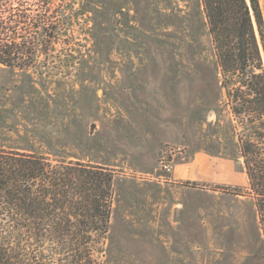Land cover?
I'll return each instance as SVG.
<instances>
[{
    "label": "rangeland",
    "instance_id": "obj_1",
    "mask_svg": "<svg viewBox=\"0 0 264 264\" xmlns=\"http://www.w3.org/2000/svg\"><path fill=\"white\" fill-rule=\"evenodd\" d=\"M24 2L46 8L44 0H0V12ZM51 3L82 12L68 29L75 39L62 51L60 73L0 66V149L114 164L102 264H264L239 130L225 105L201 1ZM259 6L264 22V0ZM149 106L164 109L165 118L176 112V145H162L146 174L122 123Z\"/></svg>",
    "mask_w": 264,
    "mask_h": 264
},
{
    "label": "trees",
    "instance_id": "obj_2",
    "mask_svg": "<svg viewBox=\"0 0 264 264\" xmlns=\"http://www.w3.org/2000/svg\"><path fill=\"white\" fill-rule=\"evenodd\" d=\"M52 1L44 0L42 12L25 2L26 8L0 12V66L61 72L62 51H70L66 48L75 39L68 29L82 12L52 9ZM200 1L225 105L238 126L239 153L264 244V22L259 0ZM114 178V170L105 167L0 149V264H102ZM215 189L240 195V190Z\"/></svg>",
    "mask_w": 264,
    "mask_h": 264
},
{
    "label": "crops",
    "instance_id": "obj_3",
    "mask_svg": "<svg viewBox=\"0 0 264 264\" xmlns=\"http://www.w3.org/2000/svg\"><path fill=\"white\" fill-rule=\"evenodd\" d=\"M260 1V0H259ZM171 94V93H170ZM164 109H154L149 106L144 110L137 109L133 115L126 114L122 124L125 125V134L129 133V130L133 133L131 148L136 153V158L143 162L144 167L141 169L143 173H151L154 170L155 159L158 155L160 147L164 144L176 145V112L172 117L165 118ZM117 133V129H116ZM144 138V139H143ZM119 140V142H118ZM117 145L121 144L120 139L116 140ZM158 143V149L155 144ZM72 159L68 160L71 161ZM82 162V161H80ZM86 163V162H83ZM91 165H97L108 169L113 168V163L99 164V163H86ZM176 174V169L174 170ZM115 181V179H114ZM114 184V182H113ZM181 207H190L189 201L185 204H181ZM190 221L186 223L189 225ZM187 233H190V227L186 226Z\"/></svg>",
    "mask_w": 264,
    "mask_h": 264
},
{
    "label": "built area",
    "instance_id": "obj_4",
    "mask_svg": "<svg viewBox=\"0 0 264 264\" xmlns=\"http://www.w3.org/2000/svg\"><path fill=\"white\" fill-rule=\"evenodd\" d=\"M161 166H162V168L164 169V170H169L170 168H169V165H167V164H164L163 162H161Z\"/></svg>",
    "mask_w": 264,
    "mask_h": 264
}]
</instances>
